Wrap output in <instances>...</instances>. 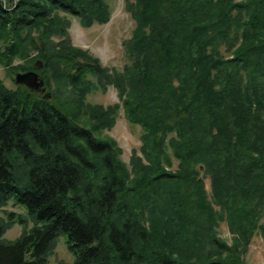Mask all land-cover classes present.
<instances>
[{
    "label": "trees",
    "instance_id": "trees-1",
    "mask_svg": "<svg viewBox=\"0 0 264 264\" xmlns=\"http://www.w3.org/2000/svg\"><path fill=\"white\" fill-rule=\"evenodd\" d=\"M126 10L130 63L111 71L72 47L57 14L104 25L108 0H0V65L16 71L15 58L39 52L45 88L53 73L95 122L76 123L59 86L48 99L0 80V209L14 201L33 224L0 219V264H47L61 234L74 264H248L253 239L264 243V0H127ZM111 86L143 131L129 167L95 132L112 128L119 105L85 104ZM14 224L22 233L7 241Z\"/></svg>",
    "mask_w": 264,
    "mask_h": 264
},
{
    "label": "rangeland",
    "instance_id": "rangeland-1",
    "mask_svg": "<svg viewBox=\"0 0 264 264\" xmlns=\"http://www.w3.org/2000/svg\"><path fill=\"white\" fill-rule=\"evenodd\" d=\"M126 3L127 0H108L111 9V18L109 22L104 25L94 24L89 28L82 27L80 20L77 17L70 16L63 12L57 14L59 18L68 22V33L73 48L86 52L91 57L97 59L103 67H106L111 71H122L123 68L130 63L124 44L131 39L135 29V22L130 13L126 10ZM27 35L28 32L24 30L22 37L25 38ZM37 35L38 32H34L33 36H31L37 38ZM52 41L54 43H59L61 39L58 37H52ZM12 42L13 39L11 43ZM0 46L2 50H4L6 44L1 41ZM38 56L39 52L30 50L28 58H15L11 67L17 71V68L20 66H24L25 68L28 67L26 64L27 61H33L32 68H34L36 62L40 61L37 59ZM42 65L44 68L43 63ZM16 71L6 69L4 66L0 65V80L9 89L16 88V83L14 81L15 75L18 73H24ZM52 75L53 73L50 74L51 82L48 88H46L45 94L51 96L54 95L57 93V88L59 86L61 93H59L57 101L63 104L71 118L82 126H94V121L90 120L85 115H78L77 110H75L72 88L65 86L64 82L62 80L60 82L57 77H53L52 79ZM85 104L88 107H103L104 109L119 105L118 112L114 117V125L112 128L102 129L100 132L96 130L95 132L98 138L109 140L114 144L119 153V160L129 167L134 151L137 152L138 156H141L140 148L143 131L139 126L133 125L128 121L116 89L111 86L106 92L100 90L90 92L85 98ZM168 169L170 171H177L178 163L174 160L173 166ZM206 185L207 190L209 191V180L206 181ZM7 212H15L24 216L29 223V227L33 226L27 209L24 206L16 205L14 201L9 202L6 207L0 209V219L6 220ZM21 233L22 226L20 224H14L6 232L4 239L7 241H14L20 237ZM220 233L223 238L231 241V235L228 232L226 224H221ZM246 261L248 264H264V243L260 236H256L253 239L249 252L246 255ZM60 263H75V256L68 249L67 235L65 234H61L58 238L54 253L47 262V264Z\"/></svg>",
    "mask_w": 264,
    "mask_h": 264
},
{
    "label": "water",
    "instance_id": "water-1",
    "mask_svg": "<svg viewBox=\"0 0 264 264\" xmlns=\"http://www.w3.org/2000/svg\"><path fill=\"white\" fill-rule=\"evenodd\" d=\"M42 68H43V65L39 61V62H36L33 70L16 74L15 79H14L16 85L25 86L32 91L41 90L42 93L45 94L46 93L45 81L38 74V71H40ZM51 98L52 96L48 95V99H51Z\"/></svg>",
    "mask_w": 264,
    "mask_h": 264
},
{
    "label": "flooded vegetation",
    "instance_id": "flooded-vegetation-1",
    "mask_svg": "<svg viewBox=\"0 0 264 264\" xmlns=\"http://www.w3.org/2000/svg\"><path fill=\"white\" fill-rule=\"evenodd\" d=\"M39 74V73H38ZM40 75V74H39ZM41 77V76H40Z\"/></svg>",
    "mask_w": 264,
    "mask_h": 264
}]
</instances>
